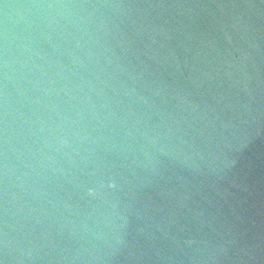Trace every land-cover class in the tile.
Wrapping results in <instances>:
<instances>
[{"label":"water","instance_id":"water-1","mask_svg":"<svg viewBox=\"0 0 264 264\" xmlns=\"http://www.w3.org/2000/svg\"><path fill=\"white\" fill-rule=\"evenodd\" d=\"M0 264H264V0H0Z\"/></svg>","mask_w":264,"mask_h":264}]
</instances>
